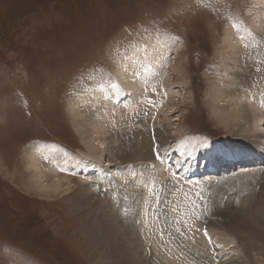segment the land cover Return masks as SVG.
<instances>
[{"label":"rangeland","instance_id":"obj_1","mask_svg":"<svg viewBox=\"0 0 264 264\" xmlns=\"http://www.w3.org/2000/svg\"><path fill=\"white\" fill-rule=\"evenodd\" d=\"M263 20L264 0H0V264H96L91 235L85 228L93 204L111 194L105 185L112 179L105 170L110 166L105 165L110 163L125 171L132 161L131 145L141 147L145 139L150 144L144 150L154 157L161 156L165 148H184L190 140L194 148L205 149L202 152L206 153L200 159L197 150L192 149L190 162L187 156H163V174L154 182L144 183L151 188L146 218L152 217L158 230L153 245L162 256L166 255L161 260L171 263L175 258L180 264H201V254L211 262L202 264H264V242L260 238L252 239L258 248L253 247L247 257L246 232L219 229V234L209 224L221 215H241V202L254 195L258 201L263 180L251 193L235 183L238 174L249 172L238 163L231 162V168L227 163L228 169L223 166L220 174L208 171L214 163L225 164L229 151L233 153L243 143L240 126L228 129L215 120L211 85L218 77L223 82L224 97L233 95L230 86L248 88L247 82H235L239 80V67L243 68L242 60V64L255 62L253 71L264 77V56L259 60L255 49L264 44L259 43L264 42L260 30ZM229 29L237 33V38L233 34L229 38ZM242 37L250 43L243 42V52L235 54V61L227 59L226 54L232 52L230 39L242 42ZM159 42L165 43L161 49L173 47L168 49L170 53L163 51L168 55L162 54L150 71L145 69L152 72L156 87L148 92L151 95L145 98L144 110L135 115L146 122L138 139L134 140L131 130L134 124L128 129L132 131L129 137L114 135L105 141L102 133L95 134L97 140L92 144L99 148L102 141L108 145L115 137L116 141L120 138V147L115 150L118 155L111 153L109 146L104 149L99 163L104 169L90 168L86 161L81 167L74 163L69 170L65 167L67 171L62 164L55 166V173L48 170L54 162L46 154L54 145L76 157L90 152L76 131L72 114L80 95L91 85L115 80L128 55L140 57ZM160 71L159 79L155 76ZM263 77L260 80L264 82ZM259 91L252 92L253 99L261 98L263 105L264 91ZM221 102L229 112L237 104L224 99ZM259 113V122L255 123L263 137L248 136L247 130L243 134L257 142L262 154L264 110ZM162 141L165 146L158 151L153 145ZM204 141L205 148L200 147ZM34 156L42 172L50 175L46 181L64 179L63 189L43 192L37 187L38 180L30 169ZM177 160L179 167L174 164ZM257 161L254 170L260 171L264 158ZM57 171L59 176L55 175ZM100 172L105 176L101 177ZM167 209L175 210L171 212L175 234L167 226ZM263 223L259 220L257 233L261 227L264 237ZM205 227L207 231H203ZM145 253L141 249L143 258L152 264L153 256Z\"/></svg>","mask_w":264,"mask_h":264},{"label":"bare ground","instance_id":"obj_2","mask_svg":"<svg viewBox=\"0 0 264 264\" xmlns=\"http://www.w3.org/2000/svg\"><path fill=\"white\" fill-rule=\"evenodd\" d=\"M261 24L262 26L260 30L264 32V20L262 21ZM248 33H250V29L247 30V34ZM232 34L235 38H237L236 36L237 33L229 29L228 31L229 38H232ZM230 40L231 41H229L230 43L229 46L232 52L227 53L225 57L227 59H231V61H235V56L237 55V53L241 55L242 47L244 44L243 42L247 44L250 43V41L246 40V37H242V42L241 41L233 42L232 39ZM259 43H264V42H259ZM164 45H165L164 42L162 43L159 42L158 44L156 43L154 46H152V48L148 49L145 54L143 55L141 54L140 57H137V55L135 54L128 55L124 59V61L126 59L127 60L124 63H122L121 68L118 70V76L115 75V80H107L108 83L105 82V84L103 85L101 84V86L100 85L98 86V84L93 86L91 85L90 89H88L87 91L83 92L80 95V97L76 101L72 114L74 115V119H75L74 124L76 126V131L79 134L81 140L90 149V152L89 151L83 152L84 156L76 157L74 154L70 155L69 154L70 152L60 147V145L59 146L54 145L48 150L46 154L48 158L50 157V159H52L54 162L53 164H50L48 170H50L52 173L53 172L55 173L56 172L55 166L58 168V164H62L64 166L62 167L65 169V171H67V169L69 170V165L74 163V165H77L76 167L78 166L81 167L83 165V162L86 161L90 164L91 166L90 168H94V167L102 168L103 165L102 164L100 165L99 163L102 162L101 157L104 153V149H107L109 146L108 149L110 150V152L117 154L115 150L116 148L120 147V145L117 144V141H119L120 138L116 141V137H124L127 135L129 137V133H132L131 130H134V136H135L134 140L138 139V135L140 133H143L144 131V124H146V122L143 117L139 116V114H137V116L135 115L136 113H138V111L144 110V106L147 102L145 100L146 96L151 95L149 94L151 93L150 91L153 92V90H151L152 86L156 87L154 86V82L152 81L153 80L151 76L152 72L148 73L147 71H145V69H149L150 71L151 67L155 65V62L162 56V54L168 55L163 51L169 52L168 49L172 48L173 46L171 44L170 46L172 47H168L167 49L166 48L161 49L163 48ZM255 49L258 52V59L261 60L262 57L264 56V44H262V46L260 47L256 45ZM242 61L240 64L243 66V68L239 67L241 68L240 69L241 71L239 75L238 73L236 74L239 76V80L238 81L235 80V82L237 83V85L247 82L249 87L246 89H241V88L239 89V87L237 88L230 86L231 88L230 93H232L233 95L226 93L228 95L227 97H224L223 86L221 85V83L223 84V82H220L219 78L217 77L213 82V84L211 85V89H210L211 99L214 103H216L214 104L215 109L213 111L214 112L213 115L218 124L223 125L228 129H232L233 128L232 126L238 125L240 126L239 131L242 132L241 137L243 138V143H241L240 148H238L236 151H233V153H230L231 151H229V155L226 156L225 158L226 163L223 164L225 169H228L227 167L231 168L232 166L230 165L231 164L230 158L241 160V158L244 155H251L253 157V160L247 158L244 162L245 165L243 164H241L242 166L240 165V168H244L243 169L244 171L249 170V172H247V174H244L245 172L243 174H238L235 178H238L239 181L236 180L235 183L242 184L243 186L241 187L242 188L244 187L243 191L249 190L251 193L253 192L255 187L258 188L257 184H259L261 180H263L262 182L263 185L259 192L258 201L256 199L257 196L254 195L250 199L251 202L249 199H246L245 201L241 202L240 206H242L243 208V212L241 215L240 214L237 215L235 213L233 216H231L233 213H231L230 215H226L225 213V215L228 218H224V215L223 216L221 215L222 217L221 219H218V221L211 220L209 224L213 225V228L215 230H218V232L219 229L226 232H228L229 230L231 231V229L236 230L238 232H246L249 238L243 235L247 241V248L246 251L245 250L244 251L248 257L249 254L251 253V249L253 247H256V245H253L254 243H252L253 241L252 239L260 238V241L264 242V237L260 233L261 227L258 228L260 235L258 236L259 233H257V226L259 220L261 222H264V176H263L264 172H261L264 168L260 171H258V169L254 170L256 168L255 164L258 162L257 160L264 158L263 155L264 151L261 152L262 154H260L258 145H256L257 142L250 140V138H248L249 135H253V137H263V133L261 134L260 133L261 131L260 132L258 131V127L255 122H257V118L259 117L260 114L259 111L264 110V101L262 105L261 98L253 99V96H255V94L253 95L252 92L253 91L256 92V90L260 89L259 94H261L264 91V86H263L264 82L263 80H260V78H262L263 76L260 73H255L253 71L254 69L253 65L255 64L254 61H252L254 62L252 63L253 65L251 63H246L247 65L243 63L244 64L243 65ZM250 67H252V69ZM154 68L155 67H153V69ZM160 73L161 71L156 73L157 75L155 77L157 78L158 74ZM257 75H259L258 78ZM160 78L161 77H159V79ZM218 86H220V88ZM133 96L135 101H132ZM223 99L227 100L228 102L230 101L234 103L236 102L237 104L233 105L232 110L230 108L231 111L229 112L226 110L225 102L224 103L221 102L223 101ZM136 118L139 119L136 120ZM133 124L135 128L133 126V129L128 130L130 128V125ZM141 127L142 129H140ZM120 130L123 132V133L120 132L121 136L118 135V131ZM243 130H247V133H249L248 136L243 134ZM101 133L105 137V138L103 137L104 140L107 139L108 136L110 137L111 136L114 137V135L117 136L115 137L114 140L110 141L108 145H105L106 143L104 144V142L102 141L101 142L102 145L99 148L92 144V140L94 139L97 140L95 134L99 135ZM186 139L188 140L189 138ZM165 143L166 142L162 141L160 142V144H156L153 146L159 149L158 151H160L162 147L165 146ZM193 143L194 141L190 140L189 142L187 141L186 147L184 148L177 146H176L177 148L175 147L176 149L172 148L171 150L165 148L161 156L158 157V155H156V157H154L155 155L151 156L148 154L147 151L144 150L146 149V147L149 148L148 146L150 144V142H148L147 139H145L141 147L139 146L136 147L131 145L132 146L131 151L133 153L131 157L132 161H130L127 164L126 167H128V169L125 168V171H123V169L120 167H114V165L110 163L105 165V166L109 165L111 168L114 167L113 170L110 169V167L108 169H105L106 171L110 172L112 177L109 183H105L108 189L106 191L110 192L111 194L108 195V197L106 194L103 195L96 201L95 204H93L92 207L93 211L91 212V220L87 225V227L85 228L88 234L91 235V240L90 239L89 240L91 241L92 244L91 246L93 247V250H95L96 255L94 254L95 255L94 257L97 258L96 264H149L148 261L143 258L144 256L142 255L144 253L141 254V249H144V252L148 254L147 256L149 255L153 256L154 260L152 264H180L177 262V260H175V258L171 261V263L163 262L161 258L164 260V258H166L164 256L166 255L162 256L160 252L154 248L153 244L155 241H157L156 237L158 230L156 229L157 224L155 225V222L152 223L154 219L152 217L150 218V220L146 218V212L150 207L149 199L151 197V188L150 185H144V183H150L151 180H153L154 182L155 178L163 174L162 172L165 170V162H163V159L160 160L163 156L169 157L172 154L175 155L174 156L175 158L177 156H179L180 158H185L187 156L190 162L191 159L189 153L193 149V150H197V153L200 155V159H201V156L206 154L202 152V150L204 151L205 149L194 148L195 144ZM204 145H206L205 141L202 143L200 147H203ZM157 149L155 150V152L157 151ZM142 150H144V152ZM35 155H38V153L36 152ZM31 158L32 159L30 160V164H31L30 169L33 172V177L38 180L37 187L40 188L41 191L59 192L60 189H63L64 182L62 180L64 179L56 178L52 182L51 180L46 181L49 179L50 175L47 176L42 172V169L40 168L39 165L40 163H37L38 159L36 158V156ZM172 160L170 164L172 163ZM209 160H210L209 162L212 161L211 159ZM131 162H133L134 164H130ZM227 163H229V166L226 167ZM143 164H146V166ZM174 164L177 167L181 165V163H179L178 160ZM212 165H213L212 167H217L215 163ZM65 167H67V169ZM104 168L105 167H103V169ZM146 168L149 170H147ZM145 170L146 172L144 173L143 171ZM202 170L204 169L202 168ZM198 171L199 170H196V172ZM224 173H228V172H224ZM59 174L60 173L57 171L55 175L59 176ZM100 176L101 177L105 176V173L103 174L102 172L101 174L100 172ZM146 176L150 177V180L147 179V182L145 180ZM163 177H165V175ZM87 192H89L88 188H87ZM109 198H111V200ZM114 202L118 203V206H116ZM216 202L217 204L221 203L218 202V199ZM123 207H125V209ZM173 210L171 211L172 213ZM215 211H216V206H215ZM218 211H217V215H218ZM171 212H169V210L167 212L168 213L167 219L170 221V222L168 221L169 224L167 222L168 224L167 226L168 229L171 231V233L175 234V230L173 228L174 225L173 217L175 216L174 214L172 216ZM213 214L216 213L213 212L212 215ZM163 215H161V217ZM160 221L158 219L157 223ZM161 223L162 221L160 222V224ZM200 223L202 224L203 222ZM165 228L167 227H164L163 229ZM198 262L201 264L211 263L206 256L201 254H198Z\"/></svg>","mask_w":264,"mask_h":264}]
</instances>
